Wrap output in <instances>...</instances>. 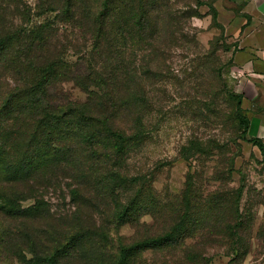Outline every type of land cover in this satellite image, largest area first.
Instances as JSON below:
<instances>
[{
    "label": "rangeland",
    "instance_id": "374dc122",
    "mask_svg": "<svg viewBox=\"0 0 264 264\" xmlns=\"http://www.w3.org/2000/svg\"><path fill=\"white\" fill-rule=\"evenodd\" d=\"M22 1L30 10V22L23 26L29 30L51 24L58 36H52L50 55L80 75L56 81L57 100L86 104L95 99L92 93H99L97 86L103 84V62L124 86L131 135L124 165L151 182L152 197L144 207L149 213L139 212L141 203L121 226L108 225V214L95 215L91 228L109 235L110 250L152 240L150 246H162L140 252L130 262L264 264V155L242 138L243 126L234 118L231 95H243L242 76L233 62L239 50L228 45L222 27L213 22L214 0H200L204 5L130 0L128 12L121 7L114 12L116 38L113 49L102 56L83 25L62 23L43 0ZM124 20L125 33L118 29ZM68 183L50 187L44 196L56 216L73 210L64 186ZM190 198L193 205L199 200L204 205L186 217L183 209ZM178 219L185 226L169 234ZM184 230L188 238L181 237ZM13 250L0 241V264H25L31 258H15Z\"/></svg>",
    "mask_w": 264,
    "mask_h": 264
},
{
    "label": "trees",
    "instance_id": "16d2710c",
    "mask_svg": "<svg viewBox=\"0 0 264 264\" xmlns=\"http://www.w3.org/2000/svg\"><path fill=\"white\" fill-rule=\"evenodd\" d=\"M43 1L62 23L83 25L100 56L113 49L114 12L119 7L128 12L131 5L130 0ZM212 19L217 25L214 9ZM27 22L30 10L22 0H0V241L10 244L15 258L29 254L25 264H133L130 261L138 253L162 245L150 246V240L110 250L109 235L91 228L100 214H108V225L121 226L141 203L139 212L149 213L144 207L152 197L151 182L124 165L131 153L124 86L117 84L119 76L111 65L103 62L99 78L103 84L97 86L99 93H92L95 99L86 104L60 102L55 97L56 81L64 75L78 80L80 75L50 55L52 36H58L52 25L28 30L23 26ZM127 27L124 20L118 29L125 33ZM231 97L236 101L234 118L243 126L242 138L264 155L263 144L247 138L243 95ZM62 181L69 182L64 186L73 210L60 217L44 196ZM125 193L133 197L126 199ZM28 200L34 204L23 206ZM203 205L187 199L183 214L195 216ZM180 220L169 234L185 226ZM188 233L184 230L181 237L188 238ZM167 237L165 243L170 241Z\"/></svg>",
    "mask_w": 264,
    "mask_h": 264
},
{
    "label": "crops",
    "instance_id": "0c3cea01",
    "mask_svg": "<svg viewBox=\"0 0 264 264\" xmlns=\"http://www.w3.org/2000/svg\"><path fill=\"white\" fill-rule=\"evenodd\" d=\"M216 20L234 53L242 76V108L249 120L247 138L264 146V0H214Z\"/></svg>",
    "mask_w": 264,
    "mask_h": 264
}]
</instances>
